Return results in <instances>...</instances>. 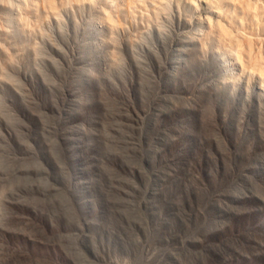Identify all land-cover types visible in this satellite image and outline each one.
<instances>
[{
	"label": "rangeland",
	"instance_id": "1",
	"mask_svg": "<svg viewBox=\"0 0 264 264\" xmlns=\"http://www.w3.org/2000/svg\"><path fill=\"white\" fill-rule=\"evenodd\" d=\"M245 1L0 0V264H264Z\"/></svg>",
	"mask_w": 264,
	"mask_h": 264
},
{
	"label": "bare ground",
	"instance_id": "2",
	"mask_svg": "<svg viewBox=\"0 0 264 264\" xmlns=\"http://www.w3.org/2000/svg\"><path fill=\"white\" fill-rule=\"evenodd\" d=\"M222 1L224 4H226L228 6H232L234 8V10H238L240 12H243L245 9H249V4L245 0H222ZM249 10H247V13ZM105 22L108 23V25L109 24L111 25V19L106 18ZM232 22H235V20ZM213 26H214V29L217 32V35L219 37H222V38L224 37L225 39L227 38L230 41H233V35L231 32L232 30L230 31V29H228V27L225 26V24H223V22L221 23V21H217L216 23L213 24ZM237 40H235V42H233L235 44L232 43L234 45L232 47L233 50L232 51L229 50V53L231 54V57H232L231 60L233 62V63L229 62L230 63L229 64L230 69L232 68V66H234L237 70L235 72L236 74L237 73H238V75L240 73L242 75L245 74L246 76H248V78H249V76H253L255 73L258 74V71H259V76L261 77V75L263 73L260 70H262L261 65L262 66L264 65V60H263L264 58L261 57L262 55H260V53H259L260 57L256 55L255 50H253L254 47H252V45H244L241 43V41H237ZM256 40H257V42H256ZM255 42H256L255 43L256 46L259 45V46H262V48H264V39H260V38L255 39ZM235 68L232 70H235ZM230 72H227L228 76H229ZM247 72H250V73H247Z\"/></svg>",
	"mask_w": 264,
	"mask_h": 264
},
{
	"label": "trees",
	"instance_id": "3",
	"mask_svg": "<svg viewBox=\"0 0 264 264\" xmlns=\"http://www.w3.org/2000/svg\"><path fill=\"white\" fill-rule=\"evenodd\" d=\"M165 225H167V226H168V225H169V223H165ZM160 235H161V229H160V232H159V235H158V236H159V238H160ZM160 239H161V238H160ZM160 241H161V240H160ZM160 243H161V244H163V243H162V241H161ZM137 247H139V248H141V249H142V246H141V245H137Z\"/></svg>",
	"mask_w": 264,
	"mask_h": 264
}]
</instances>
